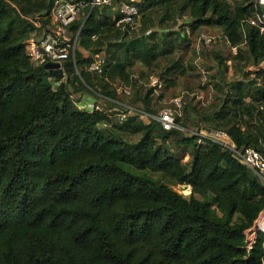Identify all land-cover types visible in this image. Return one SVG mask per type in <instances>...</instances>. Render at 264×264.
I'll return each mask as SVG.
<instances>
[{
  "label": "trees",
  "instance_id": "1",
  "mask_svg": "<svg viewBox=\"0 0 264 264\" xmlns=\"http://www.w3.org/2000/svg\"><path fill=\"white\" fill-rule=\"evenodd\" d=\"M125 1L88 8L74 24L91 55L76 52L55 87L26 49L35 32L49 31L53 0H14L16 7L0 0V264H264V233L245 246V231L264 212V183L249 168L210 140L166 131L157 120L131 119L123 128L106 110H80L72 99L93 89L117 100L111 80L128 84L135 62L151 68L172 55L171 34L183 40L177 25L193 34L219 27L232 45L246 42L247 56L229 59L243 70L259 64L264 34L248 23L259 9L251 0H146L138 5L140 32L128 40L118 25ZM33 10L44 15L40 28L26 17ZM97 54L105 57L101 76L89 71ZM217 59L226 71L229 59ZM176 65L158 76L164 89L184 75ZM214 85L221 96L197 126L226 131L264 155V71ZM157 95L151 87L135 103L154 114ZM122 131L140 138L128 142Z\"/></svg>",
  "mask_w": 264,
  "mask_h": 264
},
{
  "label": "built area",
  "instance_id": "2",
  "mask_svg": "<svg viewBox=\"0 0 264 264\" xmlns=\"http://www.w3.org/2000/svg\"><path fill=\"white\" fill-rule=\"evenodd\" d=\"M6 1L11 4L13 2V0ZM111 1L112 0H53L48 16L49 31L41 34H34L26 41L27 52L36 65L45 66L48 63L59 64L58 69L63 71L64 78L58 80L51 74L49 78L55 87H58L60 82L66 79L65 65L70 60L75 61L76 52L79 50L78 48H80L79 35L82 26L78 30H75L74 24L80 21L83 13L88 8H91L92 10L96 6L110 5ZM145 1L146 0H128L121 3L119 12L122 17L118 22V25H120L122 29L129 32L138 27V22L136 21L139 17L138 5ZM251 1L255 3L259 10L248 19V23L252 27L259 29L261 34H264V0ZM12 5L15 6V4ZM43 16V13H39L35 16V20L32 18L29 19L40 28L42 27L41 20ZM178 30H180L179 26ZM181 33L189 39L194 36L191 28L188 26L182 27ZM196 37V59L194 60V65L200 76L201 85L211 87V73L208 69L202 66V54L203 47L213 45L215 37L206 33H199ZM229 46L232 55L236 56L240 54L242 48H245L246 42L239 45H232L230 43ZM104 64V54H97L94 61L89 66V71L101 76L103 74ZM244 71L248 73L250 79H256L258 72L264 71V61L259 64L248 65L245 67ZM147 85L150 88H155L156 92L162 91L164 86L163 81L158 76L150 77ZM258 85H261L260 79H258ZM114 88L118 96L128 98L133 96V88L131 85L118 83L115 84ZM86 93L92 94L87 91L75 92V94L73 93L72 95V99L80 110L88 111L90 113L100 111L103 110V107L101 106V103H99V98L104 99V101H111L99 91H96L95 93L93 92V95H86ZM78 99L81 100L77 101ZM184 99L185 96H177L173 98L172 102L168 106L162 108L156 115L145 111L143 108L126 105L127 107L124 111L119 114V119L121 123H124L131 116H139L146 124L151 123L152 120L159 121L163 129L166 131L172 129L185 130L177 124V118L180 116L185 104ZM250 99V97L246 98L248 101H250ZM260 109L264 110L263 107ZM202 128L203 129L201 130L191 131V134L193 136H198L199 142H203V140L207 139L222 146L224 150L229 151L233 157L249 168L264 183V155L261 151L254 147H239L226 131ZM262 144L264 146V141ZM260 233H264V212L260 214L254 225L245 231V246L248 250L253 248L257 236Z\"/></svg>",
  "mask_w": 264,
  "mask_h": 264
},
{
  "label": "rangeland",
  "instance_id": "3",
  "mask_svg": "<svg viewBox=\"0 0 264 264\" xmlns=\"http://www.w3.org/2000/svg\"><path fill=\"white\" fill-rule=\"evenodd\" d=\"M21 4L24 5L23 2H21ZM17 8L20 10L22 6L18 4ZM32 12L34 13H31L30 15L26 13L27 14L26 17H28V19L32 18L35 20V16L38 15L40 12H38L37 10L35 11L33 10ZM154 20H155V24H157L159 19L158 17H155ZM187 20L188 19L186 18L184 19L183 22H187ZM139 27H140V23H138L137 30H132L126 33L127 34L126 38L130 40L135 36H137L140 32ZM43 32L44 31H39L35 33L41 34ZM175 32L182 34L181 28L179 31H175ZM204 33L215 37V41L213 45L203 47V54H202V66L208 69L211 73L210 81H213L211 87L207 85L206 86L201 85L199 74L194 65V60L196 59L195 39L197 37L193 36L192 38L188 39L187 37L184 36L185 39L182 38L183 40H181L178 37L176 39V37H174V35L171 34L170 44L172 43L173 49L175 50V52L172 55L169 54L168 56L159 57L151 68L146 67L140 61L135 62L133 67L130 68L131 82H129L128 84L134 85V89H135V95L133 91L134 97L132 96L131 98H128L124 96H118L116 102H119V104L104 101V99L99 98V103H101L103 110H106V112L112 116L113 123L118 124L124 128L127 122L121 123L119 119V114L124 111V109L127 107L126 105L136 106L138 108L144 109L141 102L135 103V99L137 98V96L139 95L142 96L144 93L147 92L148 89H150V87L147 85L149 83L150 77L163 75V72L165 71V67L170 65L171 60H173V61H177V65H176L178 68L177 71L179 72V69L180 70L185 69V73L184 75H181V77L178 79V85L176 88L164 89L163 86V91L156 92V94L159 95L155 97V102L153 106V109L155 110L154 114L155 115L158 114L162 108L168 106L172 102L173 98L177 96H185L184 103H186L187 110L186 112L185 110H182V112L180 113L181 124L178 125L179 127L185 130H180V131L183 132L184 136H192L191 131L203 129L202 126L200 127L197 126L196 122H197V118L200 116V112L210 113L216 108V105L218 103L216 99L218 97L216 98L215 96H216V91L218 92V90L215 89L216 87L214 84L219 83V81L223 78L226 79V82H231L233 80L240 79L241 75L244 74V70L242 66L238 63L236 65L235 60L226 71H224V67L219 66L218 64L219 60L217 59V56L220 55L221 57L226 59L231 58L232 55L229 50L230 47H228V49L226 48L227 45L225 47L223 35H219V33H216L212 30L211 31L205 30ZM112 40H114V38H112ZM78 49L79 50H77V52H81L85 57H89L91 55V52H88L81 47ZM106 49L107 48L104 47L101 52L105 53L108 56ZM246 50H247L246 48L241 49V53L244 57L247 56ZM176 74L178 75L177 72ZM120 82L122 81L116 78H113L111 80L112 84H118ZM211 88L214 91L211 90ZM92 91L94 93L96 92L93 89H88V92L92 94L86 93V95H93ZM81 99H78L77 101H80ZM131 119H135L136 122H142V119L139 116H131L129 117L128 120ZM121 135L123 139H125L128 142H135L140 138V135L126 133L125 131H122ZM181 151H182L181 149L175 150L176 153H180ZM189 159L190 157L186 155L184 157V163L186 164L189 161ZM164 182L167 181L165 180ZM173 187L177 191H180L185 196H189L191 193L190 188H186L182 186H173Z\"/></svg>",
  "mask_w": 264,
  "mask_h": 264
},
{
  "label": "crops",
  "instance_id": "4",
  "mask_svg": "<svg viewBox=\"0 0 264 264\" xmlns=\"http://www.w3.org/2000/svg\"><path fill=\"white\" fill-rule=\"evenodd\" d=\"M184 19H186V17H184L181 21H180V23H183V21H184ZM188 19V18H187ZM189 21V19L187 20V22ZM178 26L179 25H177L175 28H173V30H175V31H179L178 30ZM205 30H212V31H214V32H216V33H219V35H223V38H224V42H225V47H226V45H227V49H228V47H230L229 45H230V43H229V40L227 39V37L224 35V32H223V30L221 29V28H219V27H211V28H208V27H203V28H200L198 31H196L195 33H194V36H197L199 33H204V31ZM178 35L181 37V38H183L184 37V35H182V34H179L178 33ZM224 49V48H223ZM230 50V49H229ZM230 53H231V50H230ZM231 55H232V53H231ZM233 56V55H232ZM233 63V60L232 59H229V60H227V64H228V66L230 67L231 66V64ZM192 83V82H191ZM211 90H213V89H211ZM214 91V90H213ZM218 95V96H217ZM219 96H221V94L220 93H218L217 91H216V98L217 97H219ZM217 100V99H216ZM109 102V101H108ZM111 103H118L119 104V102H116V100H111L110 101Z\"/></svg>",
  "mask_w": 264,
  "mask_h": 264
},
{
  "label": "water",
  "instance_id": "5",
  "mask_svg": "<svg viewBox=\"0 0 264 264\" xmlns=\"http://www.w3.org/2000/svg\"><path fill=\"white\" fill-rule=\"evenodd\" d=\"M59 64L56 63H48L44 66V69L49 72L52 76H54L58 80H62L63 77V71L61 69H58Z\"/></svg>",
  "mask_w": 264,
  "mask_h": 264
}]
</instances>
